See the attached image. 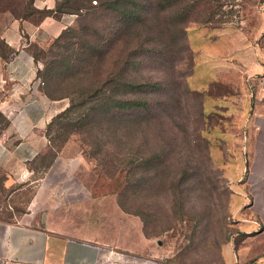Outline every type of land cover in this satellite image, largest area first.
<instances>
[{
    "label": "rangeland",
    "instance_id": "rangeland-1",
    "mask_svg": "<svg viewBox=\"0 0 264 264\" xmlns=\"http://www.w3.org/2000/svg\"><path fill=\"white\" fill-rule=\"evenodd\" d=\"M210 5L211 22L188 23L182 43L158 35L160 21L167 15H156L153 34L139 51L141 65L136 69L124 65L128 79L131 76L137 83L153 86L147 94L135 95L148 109L145 105L124 116L129 121L124 125V143L102 146L124 158L134 154L144 158L130 183L125 167L113 174L100 161L102 157H92V148L82 135L72 132L61 143L56 127L51 129L53 148H61L53 161L48 157L38 162L35 175L46 177L44 192L49 200L39 218L43 226L97 241L142 236L157 247L162 264H229L222 252H232L234 215L225 169L233 159V149L221 139L226 115L218 100L232 92L234 80L250 75V62L258 58L264 0H213ZM33 6L35 0H0V31L11 19L37 18ZM179 8L170 16H177ZM198 12L191 20L204 17V10ZM79 14L84 16L86 11ZM89 19L75 16L68 27L81 33L90 25L101 34L110 21L105 13L96 21ZM53 42L41 50L34 47L40 62L46 60ZM132 48L124 46V62ZM134 48L139 50L138 45ZM3 50L0 35V53ZM117 54H108L103 75L116 62L120 65ZM62 101L66 109L69 99ZM146 161L152 163L146 166ZM36 189L32 185L14 194L12 215L29 213ZM228 257L234 261L231 253Z\"/></svg>",
    "mask_w": 264,
    "mask_h": 264
},
{
    "label": "crops",
    "instance_id": "crops-1",
    "mask_svg": "<svg viewBox=\"0 0 264 264\" xmlns=\"http://www.w3.org/2000/svg\"><path fill=\"white\" fill-rule=\"evenodd\" d=\"M58 1L35 0V8L52 10ZM74 22L75 16L67 14L40 21L11 19L0 31L12 51L8 60L0 59V264H162L157 247L145 237L97 241L40 223L49 197L44 192L46 177H35L36 165L49 150L47 125L66 106L44 95L37 79L43 65L33 52L35 46L47 47ZM257 57L250 62V75L229 83L232 92L217 104L226 115L221 139L233 149L225 169L234 215L232 252H222L229 264L264 260V30ZM32 185L37 189L29 213L12 215L10 199Z\"/></svg>",
    "mask_w": 264,
    "mask_h": 264
},
{
    "label": "trees",
    "instance_id": "trees-1",
    "mask_svg": "<svg viewBox=\"0 0 264 264\" xmlns=\"http://www.w3.org/2000/svg\"><path fill=\"white\" fill-rule=\"evenodd\" d=\"M212 1L60 0L52 10H38L33 6V14H37V21L50 15L59 17L63 14L85 19L90 16V21H96L104 13L110 18V21L104 24L101 34L93 31L90 25H86L81 33L69 27L65 28L53 40V44L47 51L46 60L41 62L43 67L37 71V79L44 95L52 101L69 99V106L47 125L45 136L49 141V150L38 158L39 161H44L48 157L53 161L56 158L61 146L55 150L50 139V131L56 127L58 131L56 139L61 143L70 133H79L84 137L83 141L91 146L92 157L100 159L102 157L100 161L105 162L104 164L113 171V174L120 168L124 170L125 167L127 180L130 183L129 178L139 171L144 158L138 154H134L131 158H124V155L107 152L102 146L113 142L117 143L116 145L124 143V125L129 124V121L124 120V116L146 108L147 103L136 99L135 95L147 94L153 86L137 83L131 76L128 79L124 73V65L126 69H136L141 65L138 60L141 56L139 51L153 34L152 26L157 25L158 20L156 15L161 16L165 13L167 15V17L163 16L167 19L163 18L160 21L162 28L158 35L166 36L173 42L182 43L188 23L211 22L213 13L210 3ZM177 6L181 7L176 10L178 15L170 16ZM199 8L204 10L205 14H202L204 17L200 20H191V17L198 15ZM83 10L86 14L81 16L79 13ZM2 44L4 50L0 53V59L6 61L12 55V51L3 39ZM128 44L132 45L133 51L126 55L124 62V46ZM136 45L139 46V50L134 48ZM111 53H118L120 65L117 66L116 62L103 75L104 61ZM41 55L44 59L43 52ZM33 56L36 61H39L35 53ZM129 96L134 97L129 98ZM137 123L133 125L140 124V122ZM101 139H106L104 144H101ZM151 163L146 161V166ZM104 173L109 175V170L104 169ZM134 186L130 185V189Z\"/></svg>",
    "mask_w": 264,
    "mask_h": 264
},
{
    "label": "built area",
    "instance_id": "built-area-1",
    "mask_svg": "<svg viewBox=\"0 0 264 264\" xmlns=\"http://www.w3.org/2000/svg\"><path fill=\"white\" fill-rule=\"evenodd\" d=\"M250 264H264V260H259V261H256V262H252Z\"/></svg>",
    "mask_w": 264,
    "mask_h": 264
}]
</instances>
